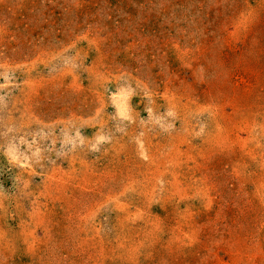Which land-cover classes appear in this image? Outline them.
Segmentation results:
<instances>
[{"label": "rangeland", "instance_id": "374dc122", "mask_svg": "<svg viewBox=\"0 0 264 264\" xmlns=\"http://www.w3.org/2000/svg\"><path fill=\"white\" fill-rule=\"evenodd\" d=\"M0 264H264V0H0Z\"/></svg>", "mask_w": 264, "mask_h": 264}]
</instances>
